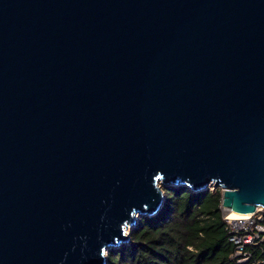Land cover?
I'll return each instance as SVG.
<instances>
[{
	"label": "water",
	"instance_id": "obj_1",
	"mask_svg": "<svg viewBox=\"0 0 264 264\" xmlns=\"http://www.w3.org/2000/svg\"><path fill=\"white\" fill-rule=\"evenodd\" d=\"M159 184L264 210V0H0V264H107Z\"/></svg>",
	"mask_w": 264,
	"mask_h": 264
},
{
	"label": "trees",
	"instance_id": "obj_2",
	"mask_svg": "<svg viewBox=\"0 0 264 264\" xmlns=\"http://www.w3.org/2000/svg\"><path fill=\"white\" fill-rule=\"evenodd\" d=\"M162 190L160 210L138 219L129 243L108 251L107 264H236L220 209L221 190ZM261 216L264 225V212ZM248 251L252 257L247 264H264V239Z\"/></svg>",
	"mask_w": 264,
	"mask_h": 264
},
{
	"label": "built area",
	"instance_id": "obj_3",
	"mask_svg": "<svg viewBox=\"0 0 264 264\" xmlns=\"http://www.w3.org/2000/svg\"><path fill=\"white\" fill-rule=\"evenodd\" d=\"M211 190L214 188L210 187ZM222 211V218L225 223V230L228 233V240L234 245L235 251L232 258L236 264H247L251 259V252L248 248L257 246L264 239V225L261 223L262 216L259 210L248 215L246 219H231L230 211Z\"/></svg>",
	"mask_w": 264,
	"mask_h": 264
},
{
	"label": "bare ground",
	"instance_id": "obj_4",
	"mask_svg": "<svg viewBox=\"0 0 264 264\" xmlns=\"http://www.w3.org/2000/svg\"><path fill=\"white\" fill-rule=\"evenodd\" d=\"M257 210H260V208H258ZM229 213H230L231 219H246L248 217V215L231 213V211Z\"/></svg>",
	"mask_w": 264,
	"mask_h": 264
},
{
	"label": "rangeland",
	"instance_id": "obj_5",
	"mask_svg": "<svg viewBox=\"0 0 264 264\" xmlns=\"http://www.w3.org/2000/svg\"><path fill=\"white\" fill-rule=\"evenodd\" d=\"M159 185H160L161 189L164 188V186H162L161 184H159ZM263 212H264V210H259L258 213H259V215H260V214H262ZM137 221H138V220H137ZM131 230H132V228H128V229H127V233H130Z\"/></svg>",
	"mask_w": 264,
	"mask_h": 264
}]
</instances>
